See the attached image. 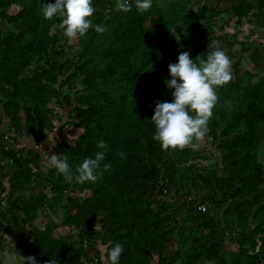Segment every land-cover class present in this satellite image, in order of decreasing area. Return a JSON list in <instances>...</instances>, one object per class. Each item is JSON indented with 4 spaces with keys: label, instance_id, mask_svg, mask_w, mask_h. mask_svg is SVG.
I'll use <instances>...</instances> for the list:
<instances>
[{
    "label": "trees",
    "instance_id": "16d2710c",
    "mask_svg": "<svg viewBox=\"0 0 264 264\" xmlns=\"http://www.w3.org/2000/svg\"><path fill=\"white\" fill-rule=\"evenodd\" d=\"M208 1L153 0L145 13L134 4L123 13L115 0H92L94 24L107 31L72 39L40 12L54 0H0V212H10L0 217V250L4 234L22 241L30 233L21 257L37 264H105L116 243L124 249L119 264H264V73L233 66V79L219 88L211 140L200 150L164 151L153 138L155 102L172 100L165 81L180 52L206 58L213 41L233 58L256 43L264 51V43L238 39L243 18L264 29V0H224L223 12ZM223 15L237 17L236 31L216 23ZM259 53L251 57L260 61ZM53 105L70 107L65 127L81 130L75 145H57L73 169L106 152L96 182L53 178L43 166L59 122ZM43 169L58 192L49 198L53 207L15 199L35 175L47 180ZM56 210L61 223L52 218ZM223 237L238 251L226 249Z\"/></svg>",
    "mask_w": 264,
    "mask_h": 264
},
{
    "label": "clouds",
    "instance_id": "9594fccd",
    "mask_svg": "<svg viewBox=\"0 0 264 264\" xmlns=\"http://www.w3.org/2000/svg\"><path fill=\"white\" fill-rule=\"evenodd\" d=\"M153 0H115V8L123 13L132 10L133 4L139 13H145L152 7ZM96 8L92 0H54L44 3L40 12L45 20H58L53 27L58 28L67 38H83L90 29L96 33H104L106 27L94 24ZM206 58L200 54L194 60L188 51L180 52L177 63H170L168 71L170 79L165 81L166 87L172 91V100L156 101L151 121L155 125L153 138L160 143L161 149L198 151L211 140L209 123L214 117L213 109L222 107L218 103L220 86L227 85L232 79L231 61L222 50L218 41L208 46ZM54 144V142H53ZM99 149L107 145L101 141ZM171 154V153H169ZM122 158L123 153H120ZM106 156L105 151H98L94 158H85L75 169L70 166L68 157L61 154H49L43 166L55 169L67 182L85 184L96 182L103 172L99 171ZM107 170L110 165L104 164ZM123 246L116 243L106 250L105 264H119ZM24 259L27 264H37L36 258ZM48 264H59L51 259Z\"/></svg>",
    "mask_w": 264,
    "mask_h": 264
},
{
    "label": "rangeland",
    "instance_id": "374dc122",
    "mask_svg": "<svg viewBox=\"0 0 264 264\" xmlns=\"http://www.w3.org/2000/svg\"><path fill=\"white\" fill-rule=\"evenodd\" d=\"M202 1L205 2V0H201V2ZM211 1H212V3H211ZM193 3L196 4L198 2L195 1ZM193 3L191 5L195 6V4H193ZM208 3L210 5H212L213 9H217L220 12L227 10L228 7L230 6V4H227V2L224 0H209ZM16 10H17L16 7H11L10 9H8V13L14 14L16 12ZM223 17H226V15L218 17V18H220V20L218 22V19H217L216 23H218L220 26L221 25L223 26V24H224L223 27L225 28L226 32L229 31V32L233 33L234 31H236L237 30V26H236L237 17L228 16V19L227 18L224 19ZM246 20H247V18H243V20H242L243 23L240 25V33L238 34V39L240 41H245V40H248V37H249L252 40H255L257 42L264 43V33H263L264 29H260L259 26H257L256 24H249ZM223 44L225 45L226 42H223ZM254 51L255 52L259 51L260 53L258 55L264 59V51L262 50V47H260V44H252V47H250V49L247 50L246 53H243L240 57H238V54H237L236 56H234L235 58H233L231 53H230L231 56H228V57L230 58V61H232V63H233V65H231V72L234 68L233 66H237V68L242 70L243 72L244 71H250L254 74L264 73V61L262 63L261 58H259L260 61L258 60V58H257L258 61H255L251 57L252 53ZM52 107L55 108L54 105ZM55 109L56 110H55L54 114L59 119V122H56L57 129L51 135L52 138H51V141H49V142H51V145L45 143V148H48L50 150L51 154L53 153V152H51L52 146L55 149V146H57L60 141H66V140L69 141L71 143V145H75L77 135L81 134V130L78 132H75L76 127L73 124H71L68 128L65 127L66 122H69L68 113L71 111L70 107L65 106L61 110L59 108H55ZM53 142H54V144H53ZM32 143H33V141L31 140V144ZM31 144H29L28 146H32ZM25 145H27V144H25ZM59 148L60 147L57 146V151H58L57 154H60V152H61V150ZM261 151L264 153V146H263V149ZM36 152H38V151H36ZM55 173H56L55 169L52 170L51 176L53 177V175ZM45 174H47V175H45ZM43 176L45 178L47 176V180H43V182H42V180L39 179L38 182H36L35 179H36L37 175H35L33 177L32 182L28 185V189H26V192H22L23 194L19 193V194L15 195V199H18L21 203H22V201H24V202L30 204L31 207H48V205L50 206L51 205L50 199L54 195H58V192L55 194L52 193L50 178H49L50 174L46 173L44 171V169H43ZM19 184H20V181H19ZM4 186L6 187L5 189H4ZM34 188L36 191H35V193H32ZM2 189H3V193L5 192L2 195V196H4L6 194V192H8V190H9L7 187V184L3 183ZM0 191H1V189H0ZM47 192L49 195L47 198H45V193H47ZM38 200H40V201H38ZM1 206L2 205L0 204V207ZM50 207H53V206H50ZM3 210H5V209L3 208ZM40 210H42V209L40 208ZM12 211L14 214V210H12ZM8 212H9V210H5L4 212H0V217H1V215H3V213H8ZM40 214H41V211H40ZM19 215L23 216V213L20 212ZM51 215H52V218L54 220H56L58 223H61V221H62V210H56L54 213L52 211ZM11 216L13 218V215H11ZM10 221H11L10 224H12V219ZM37 225H38L37 228H39L40 224L37 223ZM63 230H64L63 228H60L59 231L61 232ZM32 239H33V237H32V235H30V233H28V236H25L22 241L20 239H16L13 236L4 234V241H3L2 248L0 250V264H22L24 261V259L21 257V252L23 250V243L31 242ZM176 245H178V243H176ZM101 249L105 250L104 247H101Z\"/></svg>",
    "mask_w": 264,
    "mask_h": 264
},
{
    "label": "crops",
    "instance_id": "0c3cea01",
    "mask_svg": "<svg viewBox=\"0 0 264 264\" xmlns=\"http://www.w3.org/2000/svg\"><path fill=\"white\" fill-rule=\"evenodd\" d=\"M263 33H264V30H263ZM248 39H249V37H248ZM251 39V38H250ZM256 44H259V43H256ZM34 146V145H33ZM39 149H40V151L41 150H44V148L43 147H38ZM50 154V153H49ZM47 155H48V153H46L44 156H43V158H46L47 157ZM208 232V230H205V233H207ZM197 236L200 238L201 236H202V234H201V232H198V234H197ZM178 240V239H177ZM176 243H178V246H179V242L178 241H175ZM175 243V244H176ZM230 244V245H229ZM223 245H224V247L226 248V249H231L232 250V252H237L238 251V246H237V244H234V243H232L227 237L225 238V237H223Z\"/></svg>",
    "mask_w": 264,
    "mask_h": 264
},
{
    "label": "built area",
    "instance_id": "2783aa9c",
    "mask_svg": "<svg viewBox=\"0 0 264 264\" xmlns=\"http://www.w3.org/2000/svg\"><path fill=\"white\" fill-rule=\"evenodd\" d=\"M198 211L200 212V213H206L207 211H208V208H207V206L206 205H204V204H202V205H199L198 206Z\"/></svg>",
    "mask_w": 264,
    "mask_h": 264
}]
</instances>
